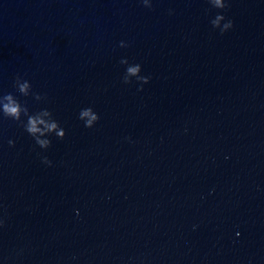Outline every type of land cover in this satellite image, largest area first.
Masks as SVG:
<instances>
[{
  "label": "clouds",
  "instance_id": "1",
  "mask_svg": "<svg viewBox=\"0 0 264 264\" xmlns=\"http://www.w3.org/2000/svg\"><path fill=\"white\" fill-rule=\"evenodd\" d=\"M141 3L147 8L152 7L151 0H141ZM207 3L213 8L220 10H224L228 7L226 0H207ZM222 21H225V16L219 13L211 20L212 27L214 29H219L221 34L233 27L232 20L229 19L223 24ZM127 46L128 45L124 41L120 42V47ZM120 63L127 65L123 76V83H131L134 77L141 85V88L138 90H142L143 84H147L150 77L140 74L141 65L129 64L126 58L121 59ZM14 87L21 96L27 97L33 95L34 99L37 101L46 100L45 96H41L39 93H33L30 82L19 76L15 78ZM0 115H2L3 118L18 122L41 149H47L51 146V140L47 138L51 134H55V136L61 140L66 135L65 130L60 126L49 109L43 108L35 113H30L26 103H21L12 93L0 94ZM78 119L84 122L86 128H92L96 122L99 121L100 117L93 108L87 107L80 110ZM8 143L9 146H14V141L9 140ZM42 163L51 166L52 161L47 157H43ZM2 224L3 221H0V226H2Z\"/></svg>",
  "mask_w": 264,
  "mask_h": 264
}]
</instances>
